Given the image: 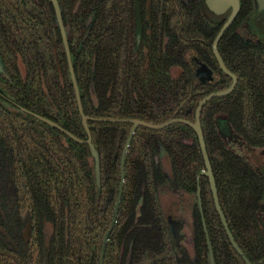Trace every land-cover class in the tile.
Wrapping results in <instances>:
<instances>
[{
    "label": "trees",
    "instance_id": "1",
    "mask_svg": "<svg viewBox=\"0 0 264 264\" xmlns=\"http://www.w3.org/2000/svg\"><path fill=\"white\" fill-rule=\"evenodd\" d=\"M58 1L99 154L101 191L90 146L15 105L88 139L53 5L0 0V264H91L93 256L100 264L133 124L95 120L193 123L198 104L210 94L192 68L193 59L213 61L219 31L206 20L203 0H140L139 11L136 0ZM252 11V1L241 0L239 17L219 48L239 86L227 98L208 102L201 124L221 208L237 244L257 264L264 259L262 183L215 130L216 114L235 120L242 103L255 109L264 134V51L231 33ZM204 169L198 137L187 125L138 128L126 154L123 197L104 264H211L200 214L192 252L177 250L172 240L168 218L179 203L175 198L164 205V196L173 197L168 176L191 196L201 190L214 264H245L224 231L208 178L198 179Z\"/></svg>",
    "mask_w": 264,
    "mask_h": 264
},
{
    "label": "flooded vegetation",
    "instance_id": "2",
    "mask_svg": "<svg viewBox=\"0 0 264 264\" xmlns=\"http://www.w3.org/2000/svg\"><path fill=\"white\" fill-rule=\"evenodd\" d=\"M251 1H252L253 11H254V9H255L254 0H251ZM240 5H241V0H240ZM240 11H241V7H240ZM253 11H252V13H253ZM252 13L250 14V16L252 15ZM239 14H240V12H239ZM229 15H230V12H229L227 18L229 17ZM250 16H249V18H250ZM238 17H239V15H238ZM227 18L223 22H219L217 24L208 22L209 24H211L212 29H218L219 30L214 41H213V45H214V42H215L218 34L220 33L222 27L224 26ZM237 18H236V20H237ZM249 18H248V20H249ZM248 20H247V22H248ZM235 21H234V23H235ZM246 23L244 25H242V23H241L238 27L232 29V31H231L232 35H234V37L235 36L239 37V39L246 46L247 45L250 47L252 46L253 48L258 49L259 52L264 51V39L260 40L259 38L250 35L246 29ZM230 29H231V27L226 31V33L220 39V42L218 45V50L220 48L221 41L224 39V37L227 35V33L230 31ZM213 45H212L213 61L210 63V65H206L202 61H201L202 63H200L196 59H193V61H192V68H193V71L196 75L197 80L199 82H201L202 84H206L209 87L210 94L226 91L233 84L232 77L230 75L226 74L222 70V68L220 67V64L217 61V59L214 55V52H213ZM219 53L221 55L220 50H219ZM225 55L228 56L227 54H225ZM221 57H222V55H221ZM222 60L224 62V65L226 66L227 70L231 74L236 76L237 84L231 93L227 94L226 96L217 97V98H227L228 96L232 95L237 90V88L239 86L238 75H236L234 72H232L228 68L223 57H222ZM221 73H223L226 76V78L224 76H222ZM228 78H230L231 82L229 83V85L226 88L223 89V87L229 82ZM222 83L224 85L221 86ZM3 98L6 101L12 102L9 98H6V97H3ZM217 98H214V99H217ZM214 99H212V100H214ZM243 100H245V98ZM15 105L17 107L19 106L16 103H15ZM239 109L240 110L238 111V115H237L238 118H236L235 120L230 119V118H228V119L225 118V115H227V114H224V113L223 114L222 113L216 114V117H215L216 118V128H215V130H216L217 134L219 133L220 139L222 140L223 144L225 145L227 151H229L235 157H238L239 159H241L249 167V169L253 172L252 175L262 183V187H263V191H264V134L262 131L263 126L261 125L260 120L256 117L255 109H251L249 104L246 107V105H242V103H241ZM201 115H202V112H201ZM195 117H196V113H195ZM253 133L256 134V137L252 136ZM203 171H206V168ZM212 171H213V168H212ZM200 174L198 176V179L200 177L208 178L207 176L200 175ZM213 176H214V173H213ZM214 178H215V176H214ZM208 181H209V178H208ZM168 182H169L168 187L170 188L169 190L171 191L170 193L173 197L164 196L165 197L164 200H169L166 203L169 205H172L175 202V198L177 199V201L179 203L178 207H177L178 212L174 213L172 217L176 220L181 221V224H182L181 226H183V227H181L182 229L179 232L180 233L179 234V245L180 246L178 248L176 246L175 241L173 240V237H172V234L170 231V224L168 222L169 232L171 234L172 240H173L177 250L182 251L183 249H186L187 251L192 252L195 244H197L199 242L198 241L199 240L198 239V235H199L198 215L199 214L201 217V223L203 224V228H204V231L206 233V239H207L208 245L209 244L211 245L210 236H209V233L207 231L208 229L206 226V219H205L204 213H202L203 208L201 206L202 205L201 190L198 188L196 196H191L188 193H184L178 187L176 181H174L172 178H169V176H168ZM215 183H216V180H215ZM209 185H210V181H209ZM210 189H211V186H210ZM217 193H218V189H217ZM211 194H212V190H211ZM212 198H213V194H212ZM218 199H219V196H218ZM213 201H214V198H213ZM219 203H220V200H219ZM214 205H215V203H214ZM220 206H221V204H220ZM260 207L261 208L259 210V216H260V219H262V215L264 212V210H263L264 199L261 201ZM217 213H218V211H217ZM223 213H224V211H223ZM218 215H219V213H218ZM224 216H225V214H224ZM219 218H220V216H219ZM225 219H226V217H225ZM220 220H221V218H220ZM226 222H227V219H226ZM227 224H228V222H227ZM222 225H223V223H222ZM228 227H229V225H228ZM223 228H224V226H223ZM229 230H230V228H229ZM224 231L227 235L225 228H224ZM230 232H231V230H230ZM262 232L264 233L263 228H262ZM227 237H228V235H227ZM228 239H229V237H228ZM234 239H235V237H234ZM263 263H264V259L261 260L260 262H258L257 264H263Z\"/></svg>",
    "mask_w": 264,
    "mask_h": 264
},
{
    "label": "water",
    "instance_id": "3",
    "mask_svg": "<svg viewBox=\"0 0 264 264\" xmlns=\"http://www.w3.org/2000/svg\"><path fill=\"white\" fill-rule=\"evenodd\" d=\"M48 1L53 5L54 11H55L56 22H57L59 29H60V32H61L62 41H63V45L65 48V53L67 56L68 66H69L71 78H72L75 93H76L78 107H79V110H80V113L82 116V122H83L84 128H85L87 135H88V139L85 141H81V140L77 139L76 137H74L70 132L63 129L58 124L38 115L36 113L28 111V110H26L20 106H18V108L23 113L29 114V115L35 117L36 119L40 120L44 124H46L52 128L60 130L61 132L68 135L69 137L73 138L74 140L90 146L91 151H92V155L94 157L95 181H96V185L98 188V192H100L101 191V173H100L99 154L93 145L92 136H91V133H90V130L88 127L89 118L86 115H84L80 90H79V87L77 84L76 75H75V71H74L73 59H72V55H71L70 47H69L68 34H67V30L65 28L64 21H63L62 8H61V5H60L58 0H48ZM139 4H140V0H136L137 11H139ZM254 4H255L254 14L246 23V29L250 35L257 37L260 40H262V39H264V0H254ZM205 7L216 8V10L219 13V18L214 21L216 23L223 22L227 18L228 14L230 12L229 17L227 18L224 26L222 27L220 33L218 34V36L214 42L213 52H214V55H215L217 61L220 64V67L222 68V70L226 74H228L232 77V79H233L232 86L226 91L213 93V94H210V95L206 96L205 98H203L200 101V103L198 104V107L196 110L195 122H193V123L186 121V120H182V119H173V120H170L169 122H167L163 125H152V124H149L147 122H143V121H139V120H122V119H97V120H95L98 122L133 124V128L130 132V135H129V138H128V141L126 144L125 152L123 154L122 161H121V185H120V189H119V193H118V197H117V201H116L115 212H114V216L112 219V225H111L110 230L106 233V235L104 237L100 264H104V262H105L107 244L109 241V237H110L111 233L113 232V230L116 226V223H117V217H118L119 208H120V204H121V200H122L123 192H124V187H125V159H126V154H127V151L131 145L132 139H133L136 131L140 127H146V128L152 129V130H162V129L167 128L173 124H185L188 127H190L197 134L199 144H200V148H201V152H202L204 162H205V168H206V171H202L200 175H204V176H207L209 178L216 209L219 213V216L221 218V221L223 223V226L227 232V235L229 237V240H230L233 248L240 255V257L243 259V261L246 264H252L250 262V260L248 259V257L246 256V254L242 251V249L239 247V245L235 241L232 233L229 230V227H228V224L226 222L224 213L221 209L219 199H218V193H217L215 178L213 176L212 166H211L210 159L208 156L206 142H205V138H204V134H203V130H202V125H201V112H202L204 106L214 98L226 96L227 94L231 93L237 84L236 76L231 74L227 70L226 66L224 65V62H223L222 57H221L219 50H218V45H219V42H220V39L222 38V36L226 33V31L231 27V25L234 23V21L238 17L241 5H240V0H203L202 11L205 9ZM137 28H138L137 29V39H138V43H139L140 38H141V33H142L141 19L139 16H138ZM3 72H4V66H3V63H2V60L0 57V74H2ZM167 201H169V200H163L164 205L170 206L169 204L166 203ZM263 210H264V207H263ZM168 219H169L168 221L170 224V231H171L173 240L175 241L176 246L179 248V246H180L179 245V227H181V225H182L181 221L174 219L172 216H170ZM262 228L264 230V212L262 215ZM209 249H210V263L214 264V256H213L212 246L210 244H209ZM91 264H94V256L91 259Z\"/></svg>",
    "mask_w": 264,
    "mask_h": 264
},
{
    "label": "rangeland",
    "instance_id": "4",
    "mask_svg": "<svg viewBox=\"0 0 264 264\" xmlns=\"http://www.w3.org/2000/svg\"><path fill=\"white\" fill-rule=\"evenodd\" d=\"M203 14H204V16H205V18H206V20L208 22L217 24L216 22H214L215 20H217L219 18V13L216 10V8H213V7H205V9L203 10ZM253 14H254V11H253L252 15L250 16V18L253 16ZM181 227H183V226H181ZM181 227H179V232L182 229Z\"/></svg>",
    "mask_w": 264,
    "mask_h": 264
}]
</instances>
